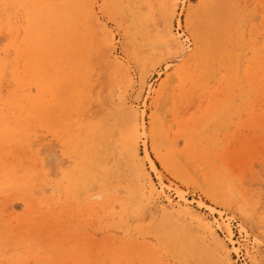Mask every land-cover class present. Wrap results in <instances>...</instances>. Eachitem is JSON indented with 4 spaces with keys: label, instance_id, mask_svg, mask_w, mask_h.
Listing matches in <instances>:
<instances>
[{
    "label": "rangeland",
    "instance_id": "rangeland-1",
    "mask_svg": "<svg viewBox=\"0 0 264 264\" xmlns=\"http://www.w3.org/2000/svg\"><path fill=\"white\" fill-rule=\"evenodd\" d=\"M31 1L0 0V264H264V0Z\"/></svg>",
    "mask_w": 264,
    "mask_h": 264
},
{
    "label": "bare ground",
    "instance_id": "bare-ground-1",
    "mask_svg": "<svg viewBox=\"0 0 264 264\" xmlns=\"http://www.w3.org/2000/svg\"><path fill=\"white\" fill-rule=\"evenodd\" d=\"M32 1H34L35 2V0H32ZM31 1V2H32ZM47 1V0H46ZM38 2V1H37ZM57 2V1H56ZM59 2V1H58ZM176 2V1H175ZM17 4V3H16ZM8 5V4H7ZM29 5V4H28ZM46 6V5H45ZM55 6V5H54ZM9 7V6H8ZM13 7V6H12ZM35 7V6H34ZM28 8V7H27ZM36 8V7H35ZM67 8V7H66ZM30 9V8H29ZM37 9V8H36ZM37 11V10H36ZM69 10H67V12H68ZM66 12V13H67ZM50 13V12H49ZM30 14H31V12H30ZM34 14V13H33ZM37 14V13H36ZM67 14H69V13H67ZM92 14H94V12L93 13H90V15H92ZM65 15V14H64ZM45 16H46V14H45ZM45 16H44V18H45ZM57 16H59V15H57ZM33 17V16H32ZM31 17V18H32ZM35 18V17H34ZM47 19V18H46ZM53 19V18H52ZM32 20V19H31ZM46 21V20H45ZM62 21H63V18H62ZM36 22V21H35ZM32 23V22H31ZM34 23V22H33ZM60 23V22H59ZM58 23V24H59ZM64 23V22H63ZM68 23V22H67ZM73 23V22H72ZM43 24H45V23H43ZM47 26V25H46ZM56 26H57V24H56ZM48 27V26H47ZM37 28V27H36ZM49 28V27H48ZM51 29V28H50ZM10 30V29H9ZM45 30V29H44ZM49 30V29H48ZM46 31V30H45ZM44 31V32H45ZM54 31V30H53ZM57 31V30H56ZM42 32V31H41ZM50 33H51V31H50ZM61 33V32H60ZM59 34V33H58ZM57 34V35H58ZM67 34V33H66ZM41 35V34H40ZM47 35V34H46ZM51 35V34H50ZM49 35V36H50ZM74 35V34H73ZM59 36V35H58ZM76 36V35H75ZM38 37V36H37ZM52 37V36H51ZM50 37V38H51ZM69 37H70V35H69ZM49 38V37H48ZM78 38H79V36H78ZM176 38V37H175ZM56 39H58V38H56ZM61 39H63V38H61ZM41 40V39H40ZM51 40V39H50ZM69 40V39H68ZM82 40V39H81ZM174 40H176V42H178V40H179V37H177L176 39H174ZM75 41V40H74ZM85 41V40H84ZM40 42V41H39ZM60 42V41H59ZM72 42V41H71ZM76 42V41H75ZM37 43V42H36ZM46 43V42H45ZM58 43V42H57ZM180 43V42H179ZM29 44V43H28ZM27 44V45H28ZM67 44V43H66ZM75 45H76V43H74ZM65 45V44H64ZM63 45V46H64ZM15 46H17V45H15ZM46 46V45H45ZM53 46V45H52ZM51 46V47H52ZM67 46H68V44H67ZM70 46H73V45H70ZM14 47V46H13ZM54 47V46H53ZM56 47V46H55ZM62 47V46H61ZM10 48V47H9ZM15 48V47H14ZM59 48V47H58ZM63 48V47H62ZM65 48V47H64ZM8 49V48H7ZM57 49V48H56ZM16 50H18L17 48H16ZM44 50H46V49H44ZM79 49H77V51H78ZM9 51V50H8ZM30 51V50H29ZM63 51V50H62ZM61 51V52H62ZM75 51V50H74ZM27 52H28V49H27ZM46 52V51H45ZM66 52V51H65ZM16 53V52H15ZM48 53V52H47ZM50 53V52H49ZM41 55V54H40ZM54 55V54H53ZM7 56V55H6ZM15 56H16V54H15ZM31 57V56H30ZM51 57V56H50ZM82 57V56H81ZM26 58V57H25ZM29 58V57H28ZM36 58V57H35ZM45 58V57H44ZM62 58V57H61ZM81 59V58H80ZM30 60V59H29ZM59 60V59H58ZM83 60V59H82ZM63 61V60H62ZM60 62H61V60H60ZM57 63V62H56ZM10 64V63H9ZM58 64V63H57ZM50 66H51V64H49ZM60 65V64H59ZM6 66H7V64H6ZM105 66V65H104ZM25 67V66H24ZM38 67V66H37ZM36 67V68H37ZM57 67V66H56ZM60 68V67H59ZM56 69V68H55ZM24 70V69H23ZM62 70V69H61ZM47 71V70H46ZM59 71V70H58ZM80 72V71H79ZM26 73V72H25ZM37 73V72H36ZM35 73V74H36ZM57 73V72H56ZM60 73V72H59ZM31 74V73H30ZM29 74V75H30ZM64 74V73H63ZM63 74H61V75H63ZM111 74H112V72H111ZM40 76V75H39ZM16 77H17V75H16ZM29 78V77H28ZM86 78V77H85ZM16 79H18V77L16 78ZM58 79V78H57ZM61 79V78H60ZM84 79V78H83ZM15 80V79H14ZM59 81V80H58ZM21 83H22V81H20ZM41 82H43V81H41ZM44 82H45V80H44ZM83 82V81H82ZM40 83V82H39ZM60 83V82H59ZM18 84V83H17ZM57 84V83H56ZM13 85V84H12ZM16 85V84H15ZM42 85H44L43 83H42ZM61 85V84H60ZM59 85V86H60ZM79 85V84H78ZM20 86H22V85H20ZM36 86V85H35ZM80 86V85H79ZM40 87H42V86H40ZM57 87H58V85H57ZM56 87V88H57ZM81 87H82V85H81ZM16 88H18V87H16ZM20 88V87H19ZM18 88V89H19ZM39 88V87H38ZM79 88V87H78ZM43 89H44V86H43ZM17 90V89H16ZM59 90V89H58ZM61 90V89H60ZM80 90V89H79ZM44 91H46V90H44ZM86 91V90H85ZM46 93V92H45ZM62 93V92H61ZM17 95V94H16ZM55 95H57V94H55ZM60 95V94H59ZM26 96H27V94H26ZM29 96V95H28ZM58 96V95H57ZM32 97V96H31ZM46 97V96H45ZM61 98V97H60ZM29 99V98H28ZM45 99V98H44ZM33 100V99H32ZM46 101V100H45ZM51 102H52V99L50 100ZM54 101H56V100H54ZM76 101H77V98H76ZM75 101V102H76ZM41 102V101H40ZM80 102V101H79ZM47 103V102H46ZM78 103V102H77ZM76 103V104H77ZM44 104V103H43ZM126 104H127V102H126ZM36 105V104H35ZM77 105H79V104H77ZM20 106V105H19ZM132 107V106H131ZM55 108V107H54ZM77 108V107H76ZM128 108V107H127ZM16 109V108H15ZM85 109V108H84ZM129 109V108H128ZM127 109V110H128ZM12 110V109H11ZM79 110V109H78ZM23 112V111H22ZM29 112H30V110H29ZM83 112V111H82ZM49 112H47V114H48ZM132 114V113H131ZM15 115V114H14ZM141 115V114H140ZM17 116H19V115H17ZM27 116H28V114H27ZM37 116V115H36ZM49 116V115H48ZM134 122H135V124H134V130H133V132H132V135H131V137L129 138V144H128V146H127V148H128V151H129V153H130V155L132 156V157H136V156H138V151H137V143H138V141H139V139H140V137H141V135H140V131L141 130H143V132H142V135H144V133H145V128H144V124L143 123H140V122H138V116H137V114H136V112L134 113ZM142 122V121H141ZM128 131V130H127ZM131 131V130H130ZM127 133V132H126ZM131 133V132H130ZM127 135V134H126ZM123 140V139H122ZM125 140V139H124ZM132 140V141H131ZM128 141V140H127ZM124 148H125V146H124ZM143 152H144V155H145V157H148V153H147V150H146V148L144 147V149H143ZM161 162H162V160H161ZM149 166H150V168L154 171V172H156V174H157V176L160 178V176L158 175V171H157V168H156V166H155V164L153 163V161H151L150 159H149ZM141 167H142V165H141ZM143 169V168H142ZM161 182V181H160ZM148 187V186H147ZM93 189L92 190H94V189H96V186H93L92 187ZM168 188H170V186H168ZM161 189L163 190L164 189V184L161 182ZM159 190V193H161L162 192V190ZM151 192H152V188H151ZM150 193V192H149ZM176 197H178V199H179V202H178V204H181V203H185L188 199L185 197V194H184V192H182V191H177L176 190ZM101 194H99V193H97V192H94V193H92L91 195H90V197H97V196H100ZM149 195H151V193L149 194ZM168 198V197H167ZM110 199V198H109ZM215 199H217V198H215ZM154 200V199H153ZM198 205L199 206H202V207H204L206 210H208L211 214H213V213H217L218 215H219V217L221 218V216H222V213H221V211H218V212H216L215 211V208H213V207H211V206H209V205H207V204H204V203H202V202H200V203H198ZM181 207H182V205H181ZM177 209V208H176ZM177 212L178 213H192V211H188L186 208H179L178 210H177ZM194 214H196V213H194ZM195 216H197V215H195ZM197 219H198V221H200L201 222V224H202V226L204 227V229H206V230H208L209 232L210 231H212V227L214 226V225H216L215 227H217V229H222V228H225L226 229V231H227V234H228V240H230L231 241V234H232V232H231V230H230V227H229V224H228V222H224V221H219L218 219H215L214 218V220L212 221V222H209L208 220H206V218L204 217V216H197L196 217ZM223 218V217H222ZM232 242V241H231ZM235 250V249H234ZM152 262V261H151Z\"/></svg>",
    "mask_w": 264,
    "mask_h": 264
}]
</instances>
